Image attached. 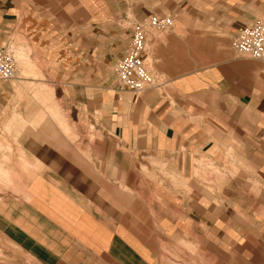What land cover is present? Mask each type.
<instances>
[{"label":"crops","instance_id":"obj_1","mask_svg":"<svg viewBox=\"0 0 264 264\" xmlns=\"http://www.w3.org/2000/svg\"><path fill=\"white\" fill-rule=\"evenodd\" d=\"M151 15L172 27L133 94L113 65ZM257 20L264 0H0V48L42 76L0 82L4 264H264V64L232 47Z\"/></svg>","mask_w":264,"mask_h":264},{"label":"built area","instance_id":"obj_2","mask_svg":"<svg viewBox=\"0 0 264 264\" xmlns=\"http://www.w3.org/2000/svg\"><path fill=\"white\" fill-rule=\"evenodd\" d=\"M172 19L151 15L131 25V37L122 58L113 65V72L120 88L141 94L157 85L156 76L150 72L144 60L146 37L150 30L167 31ZM232 47L241 57L258 60L264 64V21L257 20L238 30L232 40ZM17 60L13 53L0 48V82L17 77Z\"/></svg>","mask_w":264,"mask_h":264},{"label":"rangeland","instance_id":"obj_3","mask_svg":"<svg viewBox=\"0 0 264 264\" xmlns=\"http://www.w3.org/2000/svg\"><path fill=\"white\" fill-rule=\"evenodd\" d=\"M14 57L18 62V66L20 69V72L17 76V78L10 80L8 82L12 84H17V81H26L24 78H30V79H40L42 76L40 75H32V74H26L24 73V70H28L31 66H33L32 61L27 57V54H29L28 51H18L14 52ZM22 70V72H21ZM51 93V91L49 92ZM18 98L20 99H27V100H36L41 103V99L45 100L47 98L46 91L42 90V88L39 85L34 84H28V86L23 85V90H17ZM48 94V93H47ZM49 97H51L49 95ZM237 173V172H236ZM3 242L0 240V247L3 246ZM184 246V245H182ZM8 252L9 251H2L0 250V264L8 263Z\"/></svg>","mask_w":264,"mask_h":264}]
</instances>
